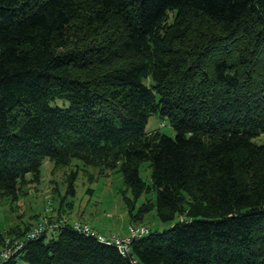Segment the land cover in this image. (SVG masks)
Returning a JSON list of instances; mask_svg holds the SVG:
<instances>
[{
	"label": "trees",
	"instance_id": "16d2710c",
	"mask_svg": "<svg viewBox=\"0 0 264 264\" xmlns=\"http://www.w3.org/2000/svg\"><path fill=\"white\" fill-rule=\"evenodd\" d=\"M261 133L264 0H0V198L78 159L172 221L124 255L60 221L0 264H264Z\"/></svg>",
	"mask_w": 264,
	"mask_h": 264
},
{
	"label": "rangeland",
	"instance_id": "374dc122",
	"mask_svg": "<svg viewBox=\"0 0 264 264\" xmlns=\"http://www.w3.org/2000/svg\"><path fill=\"white\" fill-rule=\"evenodd\" d=\"M172 16L173 13L169 15V21ZM145 83H148V79ZM154 129L174 135L168 119L161 118L158 114H151L145 124V130ZM253 140L264 143V133L253 137ZM72 173L73 192H69L68 177ZM139 174L147 184H151V169L147 161L139 165ZM26 178L27 181L19 187L15 197L0 198V236L3 238L0 253L40 224L48 226L60 221L78 223L88 226L95 233L121 236L128 235L131 227L154 231L163 230L172 224V221H160L154 208L143 218L133 219L140 202L146 197L154 200V192H144L133 207L129 208L122 194L125 193L130 198L131 194L117 169L100 172L97 167L84 165L78 159L71 160L67 165H54L45 158L40 166L39 177L32 178L31 174H27ZM25 226L29 229L16 236ZM52 227L48 228L47 237L50 236Z\"/></svg>",
	"mask_w": 264,
	"mask_h": 264
},
{
	"label": "built area",
	"instance_id": "2783aa9c",
	"mask_svg": "<svg viewBox=\"0 0 264 264\" xmlns=\"http://www.w3.org/2000/svg\"><path fill=\"white\" fill-rule=\"evenodd\" d=\"M56 225H57V223L49 224L48 226L47 225L45 226L44 224L43 225L40 224L38 226V228L29 231L24 238L16 239L11 246L4 248V250L0 253V261L3 260L4 258L8 257L9 255L13 254L15 251H17V249L22 245L23 240L29 239V238H35L41 233L42 230L48 229L49 227L56 226ZM72 226L75 229H77L81 232H84L85 234H91V235L96 236V238L100 242H104L106 244L114 245L122 255L127 253L128 249H129V243L131 241V238L136 237V236H140V235L144 234L145 232H147V230H138L137 228L131 227L129 229L130 231H129L128 235H124V236L116 235V234L103 235L99 232L95 233L92 229H90L86 225L73 223Z\"/></svg>",
	"mask_w": 264,
	"mask_h": 264
}]
</instances>
